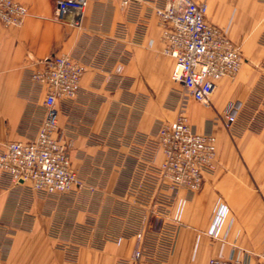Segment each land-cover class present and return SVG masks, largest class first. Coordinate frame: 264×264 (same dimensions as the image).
Segmentation results:
<instances>
[{"label":"crops","instance_id":"obj_1","mask_svg":"<svg viewBox=\"0 0 264 264\" xmlns=\"http://www.w3.org/2000/svg\"><path fill=\"white\" fill-rule=\"evenodd\" d=\"M17 1L29 9L24 25L0 21V143L34 139L45 116L43 96L23 88L28 68L54 54L81 58L88 69L78 96L60 106L55 137L68 144L83 188L46 196L0 173V264H208L217 257L264 264V0H201L244 63L235 79L218 83L211 106L188 101L190 123L217 136V166L198 193L180 192L166 221L174 227L170 250L152 249L144 261L132 259L141 226L128 189L146 165L145 142L177 118L181 102L155 14L165 0L128 10L118 0H91L78 26L54 18V0ZM230 103L242 105L233 135L223 125ZM162 160L158 152L153 163Z\"/></svg>","mask_w":264,"mask_h":264},{"label":"built area","instance_id":"obj_2","mask_svg":"<svg viewBox=\"0 0 264 264\" xmlns=\"http://www.w3.org/2000/svg\"><path fill=\"white\" fill-rule=\"evenodd\" d=\"M90 1L54 0V18L78 26ZM118 1L123 10H128L144 0ZM207 10L206 2L201 0H165L155 10L162 28L163 54L174 60L171 79L181 85L185 94L177 118L162 123L155 138L145 142L146 165L128 189L134 217L141 226L135 233L132 254L135 261L153 258L155 255L150 251L155 248L170 250L174 227L166 221L180 192L189 196L198 193L204 175L215 171L217 166V136L212 127L205 132L198 131L189 122L186 107L189 100L211 106L218 83L224 78L235 79L244 57L240 46L227 32L208 21ZM28 15V7L19 1L0 0V21L5 27H22ZM87 69L81 58L71 54H54L28 68L23 88L34 89L43 96L45 116L34 139L0 143L3 178L16 185L30 184L35 193L46 196H67L82 190L83 183L71 167L69 146L57 139L55 133L60 106L78 96ZM122 70V65L116 68L118 74ZM241 112L239 103H230L224 110L223 125L230 135L235 133ZM158 152L163 160L155 165L153 161ZM145 224L149 231L143 230ZM208 264L245 262L240 258L217 257Z\"/></svg>","mask_w":264,"mask_h":264},{"label":"rangeland","instance_id":"obj_3","mask_svg":"<svg viewBox=\"0 0 264 264\" xmlns=\"http://www.w3.org/2000/svg\"><path fill=\"white\" fill-rule=\"evenodd\" d=\"M240 48H241V47H240ZM242 54H243V52H242ZM171 81H172V79H171ZM172 82H173V81H172ZM173 84H174V82H173ZM176 85L178 86V89H177L176 93L180 95L179 98L182 100V96L185 94V93H184V90H183V88L181 87V85H179V84H176ZM171 99H172V98H171V95H170L169 98H168V104H173L172 101H171ZM181 100H180V101H181ZM193 101H194L196 104H198L199 106H201L202 108H204V109L206 108L205 106H203L202 104L196 102L195 100H193ZM173 105H174V104H173ZM178 106H180V104H179ZM186 109H187V107H186ZM186 114H187V111H186ZM188 119H189V118H188ZM171 122H172V121H171ZM189 122H190V121H189ZM69 239H70V238H69ZM71 239H72V238H71ZM76 240H79V238H73V239L71 240V242H74V241H76ZM151 241H152V242H150V243H151L150 245L152 246V245H153L152 243L154 242V238H152Z\"/></svg>","mask_w":264,"mask_h":264},{"label":"clouds","instance_id":"obj_4","mask_svg":"<svg viewBox=\"0 0 264 264\" xmlns=\"http://www.w3.org/2000/svg\"><path fill=\"white\" fill-rule=\"evenodd\" d=\"M180 203L183 205L185 202L184 201H181ZM177 218H179V217H177Z\"/></svg>","mask_w":264,"mask_h":264},{"label":"water","instance_id":"obj_5","mask_svg":"<svg viewBox=\"0 0 264 264\" xmlns=\"http://www.w3.org/2000/svg\"><path fill=\"white\" fill-rule=\"evenodd\" d=\"M53 58V57H52Z\"/></svg>","mask_w":264,"mask_h":264}]
</instances>
